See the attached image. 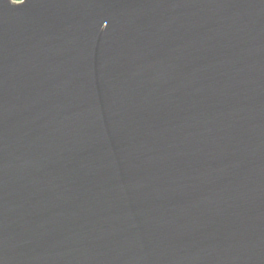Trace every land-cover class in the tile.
Returning a JSON list of instances; mask_svg holds the SVG:
<instances>
[{
	"label": "water",
	"instance_id": "95a60500",
	"mask_svg": "<svg viewBox=\"0 0 264 264\" xmlns=\"http://www.w3.org/2000/svg\"><path fill=\"white\" fill-rule=\"evenodd\" d=\"M0 264H264V0H0Z\"/></svg>",
	"mask_w": 264,
	"mask_h": 264
}]
</instances>
